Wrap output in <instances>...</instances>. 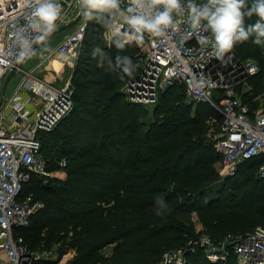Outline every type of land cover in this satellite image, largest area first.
I'll list each match as a JSON object with an SVG mask.
<instances>
[{"label":"trees","instance_id":"trees-1","mask_svg":"<svg viewBox=\"0 0 264 264\" xmlns=\"http://www.w3.org/2000/svg\"><path fill=\"white\" fill-rule=\"evenodd\" d=\"M93 24H86L69 80L70 111L51 131L37 134L50 175L32 176L23 189L44 203L15 231L28 251L55 246L58 259L72 251L70 264H157L164 252L200 235L221 242L264 225V179L257 176L263 159L240 164L220 181L214 165L221 155L204 135L209 117L215 115L219 125L220 114L207 104H189L179 81L163 89L153 106L130 103L122 88L139 74L140 52L130 44H98ZM97 46L105 53L102 64L92 56ZM232 53L258 67L247 81H253L251 93L242 100L253 113V97L264 96V46L250 38ZM118 55L133 60L132 76L116 65ZM60 161L66 163L64 179L53 175ZM192 214L203 233L194 232ZM109 246L110 256L104 257ZM193 257L212 264L199 250Z\"/></svg>","mask_w":264,"mask_h":264},{"label":"built area","instance_id":"built-area-1","mask_svg":"<svg viewBox=\"0 0 264 264\" xmlns=\"http://www.w3.org/2000/svg\"><path fill=\"white\" fill-rule=\"evenodd\" d=\"M56 2L61 4L57 28L79 6L80 0ZM126 5L127 0H122V8ZM30 12L28 0H0V90L5 77L20 60L18 35L23 33L33 42L32 47L39 42L30 27ZM175 19L176 25L163 36L145 34L139 44L141 69L122 88L125 98L133 104L153 106L163 89L181 82L189 104H207L221 116L214 148L221 155L219 164L224 178L233 176L240 164L259 157L263 162L257 176L264 179V110L251 113L248 105L236 96L237 90L258 73V67L232 52L223 60L218 59L211 44L202 46L189 33L186 15ZM84 31L85 23L78 25L52 53L62 57L75 55ZM18 76L0 112V264L34 262L23 238L15 231L25 227L44 203L31 194L25 195L23 189L32 176L44 179L50 175L37 134L51 131L71 108L70 81L57 88L39 79L34 70H23ZM65 166V161L59 162L61 169ZM198 250L212 264L229 259L234 264H264V228L257 226L244 235L227 236L221 242L200 235L185 247L164 252L157 264H198L193 257Z\"/></svg>","mask_w":264,"mask_h":264},{"label":"clouds","instance_id":"clouds-1","mask_svg":"<svg viewBox=\"0 0 264 264\" xmlns=\"http://www.w3.org/2000/svg\"><path fill=\"white\" fill-rule=\"evenodd\" d=\"M31 8L30 27L35 40L45 41L61 18V4L56 0H28ZM80 0V10L89 20H95L113 38L117 49L135 42L140 44L145 34L163 36L176 25L175 17L185 16L189 33L202 46L211 44L214 55L223 60L238 43L248 41L264 46V0ZM256 17L254 23H246ZM126 25V28L124 27ZM21 60L34 54L32 41L23 33L18 35ZM93 58L103 63L105 53L100 47L92 50ZM230 58V57H228ZM115 63L122 72L132 76L135 69L129 56H116ZM111 65V63H110ZM123 79V76L120 77ZM163 206V201H158Z\"/></svg>","mask_w":264,"mask_h":264},{"label":"rangeland","instance_id":"rangeland-1","mask_svg":"<svg viewBox=\"0 0 264 264\" xmlns=\"http://www.w3.org/2000/svg\"><path fill=\"white\" fill-rule=\"evenodd\" d=\"M79 11H80V7L77 6L75 9H73L68 14V17L62 23L59 24L57 29L62 28V27H66L67 25L72 24V22L77 17ZM88 22L94 23L93 24L94 25L93 31L95 30V32H96L95 38H100V41H98V44L110 45L111 43H113V38L106 32V30L100 24H98L95 20L87 19L83 15V17L76 24L72 25L69 28H65L64 30H62L59 33L58 36H56L50 42H48L47 46L44 47L43 50L41 49L36 54L28 57L23 63L24 71H29V69H32V70H34V74L37 75L39 78H41L42 80H44L45 82H47L49 84H55L57 86L64 84L67 80H70L71 75L73 73V70L75 68V65L77 64V60L80 57L79 52L76 51L75 55H69V56H64V57L57 56L52 52L51 53L48 52L46 55H43V53L46 50H52L53 48H55V45L57 44V42L63 36L73 32L76 29V27H78V25L85 23V28H86V24ZM82 39H83V37H82ZM130 45L135 47L140 52V55L142 57V51L139 47V44L133 42ZM78 48H79V46H78ZM17 81H18L17 77L11 80L10 84L8 85V87L5 91L4 96L6 99H8L11 96L12 91H13V87H14L15 83H17ZM252 83H253V81H249L243 87H240L236 92V96L239 97L241 100H243L244 97H248V95L251 93L250 89H251ZM184 93H185V91H184ZM1 98H2V91L0 90V99ZM185 99H186V96H185ZM147 107H150V106H147ZM251 109L253 111L264 110V96L261 93L258 95H255L253 97ZM218 123H219V120H217L215 115L210 116L209 119L206 121V126L208 127V129L204 135L206 136V138H208V140L212 139V141L215 142V139H216V137L218 135V131H219L218 128H220V125H221V123L219 125H217ZM219 163H220V160L215 163L214 167L216 169V172L218 173L220 181L221 180L223 181V180H225V178H224V175L221 171ZM53 175L55 177H57L58 179H64L65 178V173L63 172L62 169ZM239 177L243 178V174L239 175ZM248 185L249 184H244L242 186L243 189H246L248 187ZM192 223H193V230L195 233H203L201 231V229H202L201 225H199L195 214H192ZM259 225L264 226L262 224H259ZM21 234H22V232H21ZM167 251H170V250H167ZM30 253L34 257V263L35 264H43L47 261L51 264H59L61 261H66V262H69V264H70V261H71L72 256H73V252L68 251L66 254H64L63 256H61L58 259V254L56 252L55 246H53L49 250L44 249V250H40V251H31ZM102 254L105 255L104 257L110 256V246L104 248L102 251Z\"/></svg>","mask_w":264,"mask_h":264},{"label":"water","instance_id":"water-1","mask_svg":"<svg viewBox=\"0 0 264 264\" xmlns=\"http://www.w3.org/2000/svg\"><path fill=\"white\" fill-rule=\"evenodd\" d=\"M83 17V14L81 12V10L79 11L77 17L75 18V20L72 22V24L67 25L66 27H62L59 29H56L45 41L42 42H38L34 47V54H36L43 46H45L48 42H50L53 38H55L56 36L59 35V33L64 30L65 28H69L72 25L76 24L81 18ZM33 54V55H34ZM32 56V55H31ZM27 58L23 59V60H19V62L17 63V65L7 74V76L5 77L3 84L1 86V91H2V98L0 99V112L2 107L4 106L5 102H6V98H5V91L8 87V85L10 84L11 80L16 78L24 69H23V63Z\"/></svg>","mask_w":264,"mask_h":264},{"label":"crops","instance_id":"crops-1","mask_svg":"<svg viewBox=\"0 0 264 264\" xmlns=\"http://www.w3.org/2000/svg\"><path fill=\"white\" fill-rule=\"evenodd\" d=\"M58 28V27H57ZM56 28V29H57ZM64 37V36H63ZM63 37L57 42V44L63 39ZM48 44V43H47ZM47 44L45 45V46H43L41 49L43 50L44 49V47H46L47 46ZM57 44L55 45V47L57 46ZM40 49V50H41ZM55 48H53L52 50H46L44 53H43V55H46L48 52L49 53H51V52H53V50H54ZM30 70H32V69H29V71ZM38 77V76H37ZM18 78H19V76H17V80H18ZM39 78V77H38ZM39 79H41V78H39ZM69 80H67L64 84H62V85H59V86H57V85H55V84H51V85H53L54 87H57V88H61V87H63L67 82H68ZM15 85H16V83H15ZM15 85H14V87H15ZM14 87H13V89H14ZM13 92V91H12ZM24 97H25V95H23ZM28 107V106H27ZM28 108H31V107H28Z\"/></svg>","mask_w":264,"mask_h":264}]
</instances>
